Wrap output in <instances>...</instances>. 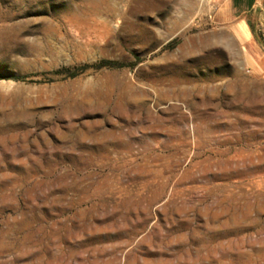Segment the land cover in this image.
Wrapping results in <instances>:
<instances>
[{"label": "rangeland", "instance_id": "374dc122", "mask_svg": "<svg viewBox=\"0 0 264 264\" xmlns=\"http://www.w3.org/2000/svg\"><path fill=\"white\" fill-rule=\"evenodd\" d=\"M226 5L0 0V264H264V0Z\"/></svg>", "mask_w": 264, "mask_h": 264}, {"label": "crops", "instance_id": "0c3cea01", "mask_svg": "<svg viewBox=\"0 0 264 264\" xmlns=\"http://www.w3.org/2000/svg\"><path fill=\"white\" fill-rule=\"evenodd\" d=\"M260 0H227V9L224 12V15L227 18H246L255 8L256 4ZM241 22H245L242 20ZM246 23V22H245ZM260 60L259 65H257L259 72L264 74V62Z\"/></svg>", "mask_w": 264, "mask_h": 264}, {"label": "trees", "instance_id": "16d2710c", "mask_svg": "<svg viewBox=\"0 0 264 264\" xmlns=\"http://www.w3.org/2000/svg\"><path fill=\"white\" fill-rule=\"evenodd\" d=\"M106 66H112V63H109V62H104L100 65V68H103V67H106ZM73 76H77V74L73 75ZM26 78L25 77H21V78H18V80H25Z\"/></svg>", "mask_w": 264, "mask_h": 264}]
</instances>
